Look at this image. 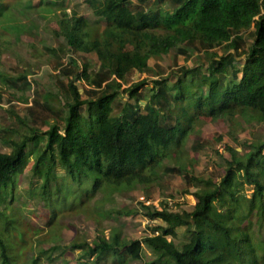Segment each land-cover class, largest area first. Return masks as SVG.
<instances>
[{
	"label": "trees",
	"instance_id": "16d2710c",
	"mask_svg": "<svg viewBox=\"0 0 264 264\" xmlns=\"http://www.w3.org/2000/svg\"><path fill=\"white\" fill-rule=\"evenodd\" d=\"M87 2L98 20L65 12L59 34L67 40L68 53L95 54L98 70L91 76L84 69L60 84L71 97L62 123H54L45 133L35 128L25 134L15 131L18 139L15 133L8 137L7 130L0 136L12 148L11 153L0 152V204H6L4 210L0 207V264H16L21 256L25 264H38L44 256L54 260L42 249L30 260L23 259L21 252L13 253L11 233L19 228L17 216L7 213L11 199L7 201L6 195L31 157L33 177L40 182L31 193H39L50 208V227L61 209L83 207L108 188L160 184L168 173L167 163L197 188L190 193L195 204L189 211H176L166 203L160 210L145 206L146 216L164 225L156 226L143 240L128 241L113 228L109 236L101 233L92 243L74 241L66 249L80 253V264L91 259L95 264L108 259L111 264L141 260L144 245L155 256L146 264H264V253L249 249L248 235L241 229L255 210L264 213V164L259 160L264 157V142L250 144L243 155L229 148L231 160L219 182L189 177L191 164L184 156L189 136L201 123L237 117L264 123V0ZM6 8L0 0V18ZM249 30H253L252 44L247 46L243 33ZM187 45L200 46L204 63L122 88L119 81L130 74H147L153 57L174 49L184 53L181 48ZM68 66L61 72L67 80L77 62L70 59ZM82 79L93 87L86 91L91 94L87 98L77 85ZM19 80L30 87L25 76ZM5 81L14 88L18 80ZM123 94L128 101L117 103ZM42 140L45 144L40 147ZM30 144L38 148L27 151ZM57 167L64 170L61 177ZM127 185L124 189L131 187ZM246 185L255 191L252 198L243 197L248 203L243 212L236 194ZM12 197L14 201L15 194ZM132 212L106 210L104 215L118 219ZM182 228L185 240L177 244L174 239ZM19 236L23 238L22 233ZM51 240L55 245L50 249L55 251L60 245L56 236ZM23 248L20 245L19 251Z\"/></svg>",
	"mask_w": 264,
	"mask_h": 264
},
{
	"label": "rangeland",
	"instance_id": "374dc122",
	"mask_svg": "<svg viewBox=\"0 0 264 264\" xmlns=\"http://www.w3.org/2000/svg\"><path fill=\"white\" fill-rule=\"evenodd\" d=\"M52 1L3 0L7 8L5 16L0 18V136L6 130L8 137H11L15 131L20 130L25 134L32 128L45 133L54 123H62L65 104L71 101V97L61 91L60 84L75 78L76 73H81L84 69H87V74L91 76L93 71L98 70L99 62L95 54L68 53L67 40L59 34V20L65 12L75 11L92 22L98 20L89 7L88 0H57L59 6L49 4ZM252 31L243 33L247 46L252 44ZM181 49L184 53L174 49L166 55L153 57L149 61L150 71L147 74H130L125 80L119 81L122 88L125 89L143 79L166 77L182 68H193L204 63L205 58L199 50V45H187ZM70 59H74L77 66L72 67L74 74L67 80L61 72L69 67ZM23 76L27 78L30 87H25L23 81L19 80ZM4 79L18 80L17 86L10 87ZM172 83L173 81L169 85ZM77 85L84 98L91 95L86 94V91L93 90L86 80L77 81ZM146 92L147 89L143 90L144 94ZM203 92L207 94V88H204ZM118 101H128L127 94L120 95L116 102ZM119 109L121 108L115 106V110ZM14 137L19 138L16 133ZM259 142H264V123L257 120L250 123L237 117L233 121L219 119L201 123L196 127L195 133L189 136L184 151L185 160L191 164L189 177L213 178L219 182L226 174L228 161L231 160L229 148L243 155L249 151L250 144ZM39 143L41 147L45 140ZM37 148L30 144L27 151ZM0 152H12V148L2 139ZM33 160L31 157L16 176L14 189H9L6 200L11 199V208L7 209V213L17 216L16 223L19 228V231L11 233L14 255L18 251L23 255V259L30 260L35 257L36 251L42 249L48 251L47 257H54L53 261H49L44 256L38 264H63L64 260L69 264H80V253L67 250L66 247L74 241L92 243L101 233L109 236L113 228L118 229L128 241L143 240L151 236L156 226L164 224L149 219L145 206L160 210L162 203H166L170 208L181 212L191 210L195 204V199L190 194L197 190L194 183L187 181L185 174L178 172L174 164L167 163L168 173L163 176L160 184L148 187L123 184L115 190L108 188L106 192H98L90 198L83 207L61 209L52 222L53 227H50V208L45 205L39 193H31L34 187L40 185L33 177ZM259 160L264 164V157ZM57 174L61 177L64 170L57 167ZM261 179L264 184V175ZM125 185L131 187L124 189ZM254 191L255 188L248 185L238 188L236 195L241 201L243 212H246L248 207L243 197L252 198ZM12 194H15L14 201ZM0 207L4 210L6 204L1 203ZM106 210L133 212L129 216L116 219L104 215ZM261 215L255 210L241 228L248 235L247 245L251 247L249 249L258 255L264 253V213L262 218ZM20 233L24 239L19 236ZM52 236H56V244L60 245L55 251L50 249L55 245L51 240ZM174 240L177 244L185 240L183 228L178 231ZM20 245L24 246L21 251ZM32 246L35 247L34 251H31ZM154 257L144 245L141 260H120L122 264H146ZM251 257L249 256V260ZM21 259L22 256L17 257L16 264H25ZM111 263L112 260L108 259L100 264ZM84 264L95 262L91 259Z\"/></svg>",
	"mask_w": 264,
	"mask_h": 264
}]
</instances>
